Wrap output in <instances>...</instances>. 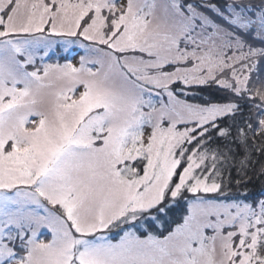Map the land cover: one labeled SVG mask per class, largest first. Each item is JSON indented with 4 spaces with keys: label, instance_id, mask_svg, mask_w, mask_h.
<instances>
[{
    "label": "snow or ice",
    "instance_id": "6c2138e0",
    "mask_svg": "<svg viewBox=\"0 0 264 264\" xmlns=\"http://www.w3.org/2000/svg\"><path fill=\"white\" fill-rule=\"evenodd\" d=\"M0 264H264V0H0Z\"/></svg>",
    "mask_w": 264,
    "mask_h": 264
},
{
    "label": "rangeland",
    "instance_id": "374dc122",
    "mask_svg": "<svg viewBox=\"0 0 264 264\" xmlns=\"http://www.w3.org/2000/svg\"><path fill=\"white\" fill-rule=\"evenodd\" d=\"M70 52H71V55L67 57V60L63 56H60L59 58H57L56 56H53L48 62H51V63L59 62L60 64H63L65 62L71 61L75 66L78 67L80 57L85 54L84 50L79 48L78 46H73L70 49ZM217 95L219 94L217 93ZM249 193H250V199H255L256 197L260 195V187L249 191ZM46 235L48 238H50V234L46 233Z\"/></svg>",
    "mask_w": 264,
    "mask_h": 264
},
{
    "label": "trees",
    "instance_id": "16d2710c",
    "mask_svg": "<svg viewBox=\"0 0 264 264\" xmlns=\"http://www.w3.org/2000/svg\"><path fill=\"white\" fill-rule=\"evenodd\" d=\"M217 95V94H216ZM252 187V188H251ZM260 187V184H259V181H257L255 184H253V185H250L249 186V191H251V190H253V189H257V188H259Z\"/></svg>",
    "mask_w": 264,
    "mask_h": 264
}]
</instances>
